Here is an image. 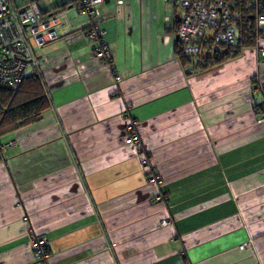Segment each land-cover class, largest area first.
<instances>
[{
    "label": "crops",
    "instance_id": "1",
    "mask_svg": "<svg viewBox=\"0 0 264 264\" xmlns=\"http://www.w3.org/2000/svg\"><path fill=\"white\" fill-rule=\"evenodd\" d=\"M65 1L57 36L30 38L50 105L0 134V264H40L33 234L46 264H264V25L186 73L170 0ZM91 25L107 58L75 35Z\"/></svg>",
    "mask_w": 264,
    "mask_h": 264
},
{
    "label": "built area",
    "instance_id": "2",
    "mask_svg": "<svg viewBox=\"0 0 264 264\" xmlns=\"http://www.w3.org/2000/svg\"><path fill=\"white\" fill-rule=\"evenodd\" d=\"M63 9L52 10L40 0H0V88L14 89L33 69L38 67V57L30 44L33 38L40 46L44 41L57 36L59 17ZM74 2L79 13L92 14L94 7L106 0H68ZM120 4L123 0H114ZM182 8L175 29V39L179 49L194 63L205 49L206 41L232 42L235 37L233 18L237 3L235 0H170ZM254 4L262 0H252ZM264 25V13L257 18V27ZM76 36L86 37L96 42L95 54L108 57L103 40L104 30L97 25L80 29ZM264 122V113L261 115ZM127 143H138V135L133 122L126 126ZM145 171L150 167L146 155L140 153ZM31 245L40 264H46L48 243L44 236L32 235Z\"/></svg>",
    "mask_w": 264,
    "mask_h": 264
},
{
    "label": "trees",
    "instance_id": "3",
    "mask_svg": "<svg viewBox=\"0 0 264 264\" xmlns=\"http://www.w3.org/2000/svg\"><path fill=\"white\" fill-rule=\"evenodd\" d=\"M235 1V37L232 42L206 41L197 63L186 56L175 42V54L187 69L186 73L218 65L237 57L244 48L257 45L261 32L257 27V18L264 13V0L256 4L252 0ZM49 105L50 101L37 69L31 70L16 88H0V134L39 119ZM146 158L148 161L147 156Z\"/></svg>",
    "mask_w": 264,
    "mask_h": 264
},
{
    "label": "rangeland",
    "instance_id": "4",
    "mask_svg": "<svg viewBox=\"0 0 264 264\" xmlns=\"http://www.w3.org/2000/svg\"><path fill=\"white\" fill-rule=\"evenodd\" d=\"M40 1H42V0H40ZM45 2H46V5L48 7H50V6L58 7L57 0H45Z\"/></svg>",
    "mask_w": 264,
    "mask_h": 264
}]
</instances>
